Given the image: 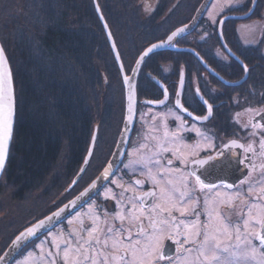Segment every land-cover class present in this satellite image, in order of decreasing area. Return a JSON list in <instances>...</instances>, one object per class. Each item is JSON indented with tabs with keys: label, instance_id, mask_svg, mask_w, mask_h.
Masks as SVG:
<instances>
[{
	"label": "flooded vegetation",
	"instance_id": "af4514ba",
	"mask_svg": "<svg viewBox=\"0 0 264 264\" xmlns=\"http://www.w3.org/2000/svg\"><path fill=\"white\" fill-rule=\"evenodd\" d=\"M251 3L252 0H237L221 17L244 14L248 11ZM258 6L259 0H256L253 11L247 18L233 21L230 24L229 32L221 30L223 41L232 54L221 43L217 33L218 23L214 27L205 24L204 13L193 31L181 37L176 43L180 48H189L194 51L205 65L199 61L194 53L167 49V51L176 53L172 56L173 61L160 62L157 66L150 62L141 67L139 72L143 79L141 80L142 85L136 91L135 120L125 153L114 172L115 174L99 190V194L93 196L61 223L57 224L55 228H52V235L46 232L33 240L18 253L10 264H23V260L30 252L35 258L33 264H53V258L55 264H63L61 259L62 241L69 239L70 234L77 232L86 238L87 232L80 231V221L83 220L85 229L91 227V220L86 215L87 213L92 211L93 214H98L103 227L104 212L106 211L108 213L106 219L109 224L120 225L119 220H113L112 218L114 213L118 211L117 201H120V207L124 209H130L132 204H135L136 209L141 207L145 209V214L141 217L139 223L143 225L146 232L153 235L152 244L157 255L164 257V259L157 260L156 264H171L172 261L176 260L178 255L176 241L180 240L181 243L183 241L180 236L176 235L175 228L157 229L156 231L159 232L155 233L149 226L148 216L152 205L161 203L159 187L163 186V182L159 186L154 185L147 175V170L142 166L125 167V165H129L131 160L136 159L135 156H130L128 153H131L134 148H138L140 144L147 145V148L141 149V152L145 154H149V150L152 152L157 151V145L161 141H163V147L179 148L180 151H187L181 147L182 144H199V148L195 150V155L189 157V160H207L204 165H193L192 167L196 168L197 174L204 173L201 179H205L206 176L205 182L215 184L217 188L202 192L197 191L193 193L191 200H186L179 206L188 207L191 211L193 203L198 200L199 204L195 211L201 213L200 221L205 223L209 219L205 214L204 204L207 197L209 201L207 210L210 211L216 208L224 215L230 216L234 223L239 222L237 214H243L246 217L247 207L250 203L260 202L253 200V197L258 196L260 187H264V184L257 183L249 194V184H241V181L246 178L249 181L260 180L261 173L253 171L251 176L249 175L246 157H251L252 154L245 153L243 148L239 146L244 145L247 147L249 143H254L257 152L255 163L257 165L264 164V158L259 156V140L264 137V128L257 127L255 132L258 135H250L254 131L252 128L253 123L264 125V119L261 118L264 117V7L257 11ZM160 8H164V10L161 11ZM196 8L190 18L176 27L187 23L192 18ZM149 13L151 18L156 17L158 20H163L166 8L164 5H159L158 0ZM248 19L253 20L254 23H260L258 31H241V25L244 23L242 21ZM226 21L222 24V28ZM246 34H248V37H246ZM184 52H188L192 57L184 54ZM245 65L247 71L244 70ZM197 89H199L198 93ZM177 99L180 100L183 107L176 104ZM160 101H163V103H160ZM204 101H207V104ZM208 104L212 105L210 115L208 114ZM185 108L188 110L187 112L183 110ZM248 109H252V111H248ZM257 113H260V115H257ZM198 116H208V118L197 121L195 117ZM176 117L180 119H176ZM181 123H183V129L179 132L180 139L169 144L164 140L165 124L168 132L172 133L177 131ZM244 125H248V127H244ZM193 127L199 129L208 139L205 140L196 132L191 131ZM119 129L117 130L118 134L121 132ZM168 139L172 140L173 138L169 136ZM233 140L238 142L237 145L231 144ZM99 142H101V137L97 129L93 150L85 168L91 162L95 147ZM209 144L211 147H209ZM77 150L67 151L68 159L55 166L59 167L57 169H60L61 173L72 172L73 178L82 166L85 156L83 154V157L80 156ZM209 157L211 159H208ZM154 159H159L160 168L168 167L167 161L172 160V168H183L184 171H188L187 167L181 165L174 158L171 151L161 152ZM98 167L97 172L93 171L88 180L83 177L86 170L84 169L74 186L62 197L61 202L51 204L46 208L45 214L30 221L27 226L51 213L75 196L103 169L100 164ZM152 172L153 175L157 176V179L163 181V176L158 174L156 167L152 168ZM137 180L141 181L139 185L135 183ZM221 181L224 182V185H233L234 187L232 189L221 187ZM149 191L156 193V195L141 203L137 197H142L143 193ZM217 192L221 193L225 199L228 196L235 197L231 207L227 203L219 202L220 198L216 197ZM121 193H123V198H121ZM113 196L116 197L115 200L112 199ZM137 215H139L138 212ZM172 215L176 217V224H180V221L191 223L195 220V216H190L188 213L182 215L181 212L176 210L172 212ZM125 216L128 217L127 211H125ZM253 216H257L255 210ZM153 218L155 219V217ZM136 223L128 218L123 221L124 228L132 232L133 238H136L137 234ZM253 227L259 229V225L254 220L250 222V228ZM184 230L183 224H180V231L183 232ZM254 243L258 242L254 241ZM57 244H60V249H57ZM3 249L1 248L0 254ZM49 252L52 253V256L47 255ZM57 252L60 254L57 255Z\"/></svg>",
	"mask_w": 264,
	"mask_h": 264
},
{
	"label": "trees",
	"instance_id": "16d2710c",
	"mask_svg": "<svg viewBox=\"0 0 264 264\" xmlns=\"http://www.w3.org/2000/svg\"><path fill=\"white\" fill-rule=\"evenodd\" d=\"M137 1L99 0L120 56L121 42L130 57L137 52L134 57L140 47L165 38L182 23L180 18H190L201 2L188 0L187 11L175 20H158L141 18ZM231 23L226 21L224 32H229ZM0 44L11 69L15 96L13 136L0 189L21 181L29 185L24 193L32 192L30 185H39L48 176L49 165L62 155L63 148L73 151L81 145V136L87 135L94 118L91 104L96 105V118L113 115L122 84L92 0H0ZM174 53H152L144 64L157 65ZM96 67L103 68L107 79L105 92L102 88L99 92L100 102L95 87H102V81ZM9 193H14L13 199L21 198L16 190ZM8 215L11 211L0 222ZM32 217L40 215L33 213Z\"/></svg>",
	"mask_w": 264,
	"mask_h": 264
},
{
	"label": "snow or ice",
	"instance_id": "6c2138e0",
	"mask_svg": "<svg viewBox=\"0 0 264 264\" xmlns=\"http://www.w3.org/2000/svg\"><path fill=\"white\" fill-rule=\"evenodd\" d=\"M255 0H253V3ZM215 7V5H213ZM232 0H224V8L232 7ZM213 23H218L217 20H213ZM184 28H178L169 37L168 41H172L173 37H176L180 33L185 31ZM110 35V34H109ZM164 43V42H162ZM160 45L153 44L146 52L141 56L143 59L152 49L159 47ZM244 70L247 71V66H244ZM127 81L128 78L125 77ZM199 89H197V93ZM179 95V94H178ZM163 103V101H160ZM207 104V101H204ZM176 104L183 107L180 104V100L177 99ZM208 114L212 112V105L208 104ZM185 112L188 110L183 109ZM252 111V109H248ZM129 112H131V95L129 96ZM260 115V113H257ZM12 116H13V88L10 70L7 67V61L4 55V50L0 47V172L5 167V161L8 153V143L12 133ZM208 116L195 117L197 121L206 120ZM264 119V117H261ZM176 119H180L176 117ZM164 140L169 144L179 140V132L183 129V123L178 126L177 131L169 133L167 125L165 124ZM248 127V125H244ZM257 127L264 128V125L252 124L253 132L250 135L255 136L258 133L255 132ZM191 131L196 132L202 136L205 140L208 137L197 128L193 127ZM171 136L173 139L169 140ZM154 139H158L153 137ZM237 141H231L232 145H237ZM243 148L245 153H251V157H246L248 160V170L251 176L253 171H259L261 173L260 180L249 181L248 178L241 181V184L248 183V193L253 191L255 184H264V164L257 165L255 163V157L257 155L254 143H249L247 147L239 145ZM181 147L187 151H180L179 148H165L163 147V141L157 145V151L152 152L149 150V154L141 152V149L147 148L146 144H140L138 148H134L130 156H135L136 159L130 161L129 165L125 167H131L132 165L142 166L147 170L149 179L152 180L154 185L159 186L163 182V186L159 187V198L161 203L153 204L150 209V215L148 216L149 226L155 232L157 229L163 228H175L176 235L182 238L176 241L178 244L177 258L172 261L171 264H264V187H260L258 190V196L253 197V200L260 201L259 203H250L247 207V215L237 214L239 222L234 223L230 216L224 215L216 208L207 210L208 198L204 200L205 214L208 216V221L201 223V213L195 211L199 201H195L190 211L188 207H180L179 205L186 200H191L193 193L197 191L215 190L217 185L206 183L205 179H201L204 175L203 172L197 174V170L193 165H204L207 160L191 159L189 157L195 155V150L199 148V144L187 145L182 144ZM209 147L211 145L209 144ZM172 152L174 158L184 167L188 168V171H184L183 168H172V160H168V167L160 168L159 159L154 157L160 155L161 152ZM259 156L264 158V137L259 140ZM208 159H211L209 157ZM87 163V161H86ZM243 163V161H241ZM158 169V174L163 176V181L157 179L156 175H153L152 168ZM114 168V162L110 161L108 166L104 169L100 176L96 178L99 181L109 176L110 171ZM83 171V169H82ZM114 175L115 173L112 172ZM93 181L83 192L80 193L69 204L64 205L58 211L53 212L50 216L33 224L31 227L26 228L23 232L15 237L12 241V246H22L23 242H29L31 239L38 238L44 232H48L52 235L51 229L55 228L57 224L70 215V209L74 206H82L87 201L83 198L92 194H99V188L97 182ZM75 184L76 181H73ZM114 183V182H113ZM137 185L141 181H135ZM221 187H227L232 189L233 185H224L221 181ZM95 190V192H93ZM154 192H145L142 197H137L143 203L149 197L155 196ZM216 197H219L220 203H227L231 207V203L235 197L228 196L226 199L221 193L217 192ZM123 198V193H121ZM112 199H116L115 196ZM118 211L113 215V220H119L121 223L119 226L109 224L107 221L108 213L104 212L105 220L104 226H101V218L98 214H93L92 211L87 213L91 220V227L85 229L83 227V220L81 223V232L86 231V238L81 236L79 232L70 234V238L63 240L62 261L63 264H156L159 259H164L162 256H158L153 244V235L146 232L143 225L139 223L142 216L145 214L143 207L136 209L135 204H132L130 209H124L120 207V201H117ZM176 210L184 213H188L190 216H195V220L191 223L183 224L184 231H180V224H176V217L172 215V212ZM257 212V216H253V211ZM125 211L128 212V217L125 216ZM137 212L139 215H137ZM155 217V219L153 218ZM167 217V218H165ZM128 218L132 222L136 223L137 234L136 238H133L132 232L125 229L123 221ZM255 221L259 225L257 230L255 227L250 228V222ZM69 223H71L69 221ZM242 223V227H241ZM127 233V235H125ZM202 237V239H201ZM254 241L258 243H254ZM43 243V242H42ZM39 247V246H37ZM57 249H60V244L56 245ZM31 253H29L30 255ZM60 253L57 252V255ZM194 254V255H193ZM48 256H52L49 252ZM5 257L0 256V261H3ZM53 264L55 259L53 258Z\"/></svg>",
	"mask_w": 264,
	"mask_h": 264
},
{
	"label": "rangeland",
	"instance_id": "374dc122",
	"mask_svg": "<svg viewBox=\"0 0 264 264\" xmlns=\"http://www.w3.org/2000/svg\"><path fill=\"white\" fill-rule=\"evenodd\" d=\"M180 1L181 0H159V5H164L166 7V13L163 15V16H165L164 19L175 20L178 15H180V14L184 13L185 11H187L185 9V7H186V4H187L188 0H182L183 1L182 5L178 6ZM236 1L237 0H232V3L236 2ZM96 2H97V5H98V7H99V9L101 11V8L99 6L100 5L99 4V0H96ZM157 2H158V0H138L137 4L139 6V11H140L139 15L141 16V18L150 16L149 12L155 7ZM92 4H93V8H94L93 0H92ZM213 5H215V7ZM251 5H252V3L250 4L248 11L250 10ZM263 7H264V0H259V6H258L257 11L261 10V8H263ZM222 8H224V0H212L211 3L209 4L208 8L206 9L205 14H204V19L206 20V21H204V23L205 24H209L210 26L214 27V25L216 23H213L212 21L213 20H217V21L219 20L220 21L221 15H223L230 7L229 8H225L224 11L221 12ZM94 10H95V8H94ZM247 12H245L244 14H246ZM95 13H96V11H95ZM101 14H102V12H101ZM239 15H242V14H239ZM184 17L180 18L178 21H182L183 22L184 19H185ZM228 20L238 21V20H243V19H228ZM219 21H218V23H219ZM99 22H100V20H99ZM242 22H244L241 25V31H243V32L247 31V30H256V31H258L259 28H260V23H256V22L254 23L253 20H249L248 19V20L242 21ZM100 24H101V22H100ZM101 26H102V24H101ZM178 27H176V28H178ZM102 29H103V26H102ZM175 29H173V30H175ZM223 29H224V27L221 30H223ZM103 31H104V29H103ZM243 32H241V33L244 34ZM247 35L248 34H246V37H248ZM167 36H168V34L165 36V38ZM105 37H106V35H105ZM165 38H162V39L159 38L157 41H154V42L144 46L143 48L140 47L142 50L139 48L138 49V51H140V52H138L139 54L134 56V57H133V55H135L137 52L134 53L132 55V57H130L129 54H128L127 46L123 42H121L120 49H121L122 56L125 57V61L123 59L125 67H124V65L122 63V60H121L122 56L119 55L117 46L115 44V47L117 49L120 61H121L122 66H123V70L125 71V74L126 75L130 74L131 69H132L135 61L137 60L139 55L143 52V50H145L148 46H150L153 43L164 41ZM106 40H107V38H106ZM113 41H114V38H113ZM107 43H108V40H107ZM114 43H115V41H114ZM177 44L178 43L175 42V46L176 47H178ZM108 46H109V49L111 51L109 43H108ZM161 51H167V49L161 50ZM174 51H176V50H174ZM158 52H160V51H158ZM154 53H156V52H154ZM111 54L113 56L112 51H111ZM175 54L176 53H174V55ZM113 58H114V56H113ZM147 58L143 61L141 67L143 65H145L144 63L147 61ZM165 59H166L165 61H168V60H172L173 61V57L172 58L166 57ZM114 61H115V59H114ZM115 63H116V61H115ZM97 65L98 64H95V66H97ZM116 66H117V63H116ZM141 67H140V69H141ZM96 69L98 71L100 81H102V87L100 85L96 84L97 87H95V91H96L95 94H97V97L99 95V99L97 100L94 97L95 98L94 102L96 100L100 102L102 95L100 96L99 92H100L101 88H102V91L105 92L103 89L107 85V79L105 77V72H104L103 68L96 67ZM117 70H118L119 77H120V79H119L120 80V84H122L121 85L122 89H121V91H120V89L117 90L119 95L117 94V103L114 106L115 110L112 113L113 115L112 116H108L107 119H102L101 117H99V118L97 117L96 118V115H95L96 105L95 104L94 105L91 104V106L94 108V113L92 114V112H91V117H94V118H91V120H90V127H89L87 135L86 136H84V135L81 136V139H82L81 141L82 142H81V145H79L78 150H77V152H78V154L80 156L82 154L85 155L84 156V161H85L87 153H88V150H89V146L91 144V141L93 139V142H94L95 135H96L97 129H98V132H99L100 137H101V142H99V144L95 147V150H94V153H93V158H92L91 162L89 163L88 167L85 168L86 165L84 166V169H86V170H85V174H84L83 177L86 180L90 179L89 177H90V175H91V173L93 171L97 172V170L99 168L98 167L99 164H100V167L101 166H103L102 168L105 167V165L108 162V161L106 162V160L108 159L110 154H112L113 150L115 149L118 137L120 135V132L118 134L117 130L120 128L122 119L124 120L125 99H124L123 81H122L120 70H119L118 66H117ZM11 75H12V73H11ZM142 79H143V77H142V75L139 72L138 75H137V80H136V85H135L136 86V91H137V88H139L142 85L141 84V80ZM115 84H118V83H115ZM100 107H101V105H100ZM133 124H134V122H133ZM122 125H123V122H122ZM122 125H121V128H122ZM121 128L119 129V131H121ZM116 136H117V138H116ZM128 140H127V143H128ZM126 147H127V145H126ZM92 150H93V147H92ZM92 150H91V153H92ZM125 150H126V148H125ZM67 151H69V150H66L65 148H63L62 155L57 160L53 161L52 165H49V174H48V176H46V178L43 181H41L39 183V185H36V184H33L32 186L30 185L31 189L33 190L32 192L29 189V190H27L28 192L24 193L25 190L27 189V187H29V185L28 184H23L21 181L19 183H17V185H14V184L13 185L11 184V186L7 185V188H6L7 190H4L5 189L4 187H6V185H3L2 189H0V220H2V218H5V216L7 215V211H9V212L11 211V215H8L7 219H4V221L2 223L0 222V251H1V248L3 249V248H5L8 245V243L14 237L13 235L15 233H18L19 231H21L22 229L27 227V223H29L30 221L34 220V218L32 217L33 213H35L36 215L45 214L46 208L49 207L53 203L61 202L62 197L64 195H66L67 192L70 191V188L72 186H74L73 181L77 182V179L79 178V176L84 171V169H83L81 174L78 176V173L82 169L83 164L80 167L79 171L76 173V176L74 178H73V175H72L73 173L72 172L61 173L60 169H57L59 167H55L56 164L58 166V163H63L66 159H68ZM124 153H125V151H124ZM124 153H123V155H124ZM83 155H82V157H83ZM89 158H90V156H89ZM84 161H83V163H84ZM59 165H62V164H59ZM98 174H96V176H98ZM96 176H95V178H96ZM1 179H3V176H1L0 181H1ZM89 184H87L86 186H88ZM86 186L83 187L80 191L85 189ZM12 189L17 191V193H15V195L17 194L18 196H21L20 199H18V198L17 199H15V198L13 199L12 194H14V193H12V194L9 193ZM36 195H38V197H36ZM22 197L25 200L23 202L21 201ZM28 214H31V215H28ZM17 228H19V229L17 230ZM156 232H159V231H155V233ZM6 243H7V245H6ZM34 260H35V258H34V256H32V253L30 255L28 254L27 257L23 260V264H33ZM24 262H26V263H24Z\"/></svg>",
	"mask_w": 264,
	"mask_h": 264
},
{
	"label": "water",
	"instance_id": "95a60500",
	"mask_svg": "<svg viewBox=\"0 0 264 264\" xmlns=\"http://www.w3.org/2000/svg\"><path fill=\"white\" fill-rule=\"evenodd\" d=\"M212 0H201V2L198 4L195 12L193 13V16L192 18L185 24L179 26L178 28H184L185 26H187L185 28V31L180 33L179 35H177L176 37H173L172 41H168V37L173 33L175 32L178 28H176L175 30H173L172 32H170L168 34V36L164 39V43L162 42H156V43H153V44H157V45H160L159 47H156L154 49H152V51L150 53H148L146 56L143 57V59H141V56L144 52L147 51V49H149L153 44H151L150 46H148L145 50H143V52L139 55V57L137 58V60L135 61L132 69H131V72L129 75H126L125 74V71L123 70V66H122V63L120 61V58H119V55H118V52H117V49L115 47V43L113 41V38H112V35H111V32L104 20V17L103 15L101 14V11L97 5V2L96 0H93L94 2V8H95V11H96V14H97V17L98 19L100 20L102 26H103V29H104V33L106 35V38L108 40V43L110 45V48H111V51L113 53V56H114V59L117 63V66L120 70V74H121V78H122V81H123V87H124V99H125V112H124V120H123V125H122V128H121V132H120V135L118 137V140H117V144L115 146V149L113 150L107 164L105 165V167L103 168V170L98 174V176L101 175V173L104 171V169L108 166V163L110 161L114 162V168L112 169V171H110L109 173V176L108 177H105L99 181H96V178L98 176H96V178L93 181H96L97 182V186L99 188V190L109 181V179L111 178V176L113 175L112 172H115V170L117 169L122 157H123V153L125 151V148H126V145H127V140H128V137H129V134L131 132V129H132V126H133V122H134V119H135V111H136V80H137V75L139 73V70H140V67L143 63V61L149 56L151 55L152 53L154 52H158V51H161V50H165V49H170V50H176V51H188V52H191V53H194L195 56L199 59V61L201 63L204 64V62L202 61V59L194 52L192 51L191 49L189 48H180V47H176L175 46V42L181 38L182 36L184 35H187L188 33H190L191 31H193V29L196 27L197 23L201 20L203 14L205 13L206 9L208 8L209 4L211 3ZM256 2V0H255ZM255 2L253 3V0H252V5H251V8L250 10L246 13V14H242V15H226L224 17H222L218 23V29H217V33H218V36L221 40V43L223 45V47L227 50V46L225 45L224 41H223V36H222V33H221V29H222V24L224 23V21L228 20V19H244V18H247L253 11V8H254V5H255ZM110 34V35H109ZM0 47L1 44H0ZM230 52V51H229ZM231 53V52H230ZM232 54V53H231ZM5 55V53H4ZM5 58H6V61H7V67L8 69L10 70V67H9V63H8V60H7V57L5 55ZM205 65V64H204ZM10 73H11V70H10ZM125 77L128 78V80L126 81L125 80ZM11 79H12V75H11ZM12 88H13V116H12V133H11V138L9 140V143H8V153H7V157H6V161H5V165H6V162H7V158H8V154H9V150H10V145H11V141H12V135H13V129H14V121H15V96H14V87H13V81H12ZM131 95V112H129V96ZM92 147H93V139L91 141V144L89 146V150H88V153H87V156H86V159L83 163V166H82V169H84V166L86 165V161H88L89 159V156L91 154V150H92ZM5 168V167H4ZM82 169L80 170V172L78 173V176L81 174L82 172ZM4 171V169H3ZM2 172H0V178L2 176ZM92 182L90 184H92ZM89 184V185H90ZM86 186V188L89 187ZM85 188V189H86ZM85 189H83L82 191H80L76 196H74L73 198H71L69 201H67L66 203H64L63 205H61L60 207H58L57 209H55L54 211H52L51 213L43 216L42 218L38 219L37 221L31 223L30 225H28L27 227H25L24 229H22L21 231H19L13 238L12 240L8 243V245L4 248V250L2 251V253L0 254V256L2 257H5V259L3 261H0V264H10L13 259L18 255V253L30 242H32L33 240L35 239H31L29 242H23L22 241V246H19V247H14L12 246V241L15 239V237L17 235H19L21 232H23L26 228H29L31 227L33 224L37 223L38 221L44 219L45 217H48L50 216L53 212H56L58 211L60 208L64 207V205H67L69 204L70 201L74 200L77 196L80 195L81 192H83ZM93 192H95V190H93ZM96 194H92L90 193L89 196H86L84 197L83 199L88 201L90 200L93 196H95ZM85 203H83L82 205H84ZM81 206H74L73 209H70V214L73 213L74 211H76L77 209H79ZM69 216V215H67ZM65 216V218L67 217ZM64 218V219H65ZM63 219V220H64ZM62 220V221H63ZM61 221V222H62ZM46 233V232H44ZM43 233V234H44ZM41 236V235H39ZM38 236V237H39Z\"/></svg>",
	"mask_w": 264,
	"mask_h": 264
},
{
	"label": "bare ground",
	"instance_id": "6f19581e",
	"mask_svg": "<svg viewBox=\"0 0 264 264\" xmlns=\"http://www.w3.org/2000/svg\"><path fill=\"white\" fill-rule=\"evenodd\" d=\"M156 244H157V242H156ZM156 246V245H155Z\"/></svg>",
	"mask_w": 264,
	"mask_h": 264
}]
</instances>
